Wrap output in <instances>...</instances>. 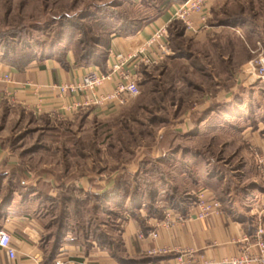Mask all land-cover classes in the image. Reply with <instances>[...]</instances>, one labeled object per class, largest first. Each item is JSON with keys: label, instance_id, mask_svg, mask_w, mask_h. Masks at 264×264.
Wrapping results in <instances>:
<instances>
[{"label": "rangeland", "instance_id": "374dc122", "mask_svg": "<svg viewBox=\"0 0 264 264\" xmlns=\"http://www.w3.org/2000/svg\"><path fill=\"white\" fill-rule=\"evenodd\" d=\"M184 1L0 0V61L39 63L56 46L72 55L90 50L112 28L138 29ZM206 24L186 33L172 20L171 54L142 66L139 95L107 115L47 117L0 103V147L20 154L29 176L47 173L63 184L92 176L119 190L122 207L96 210L94 221L111 232L117 257L126 218L180 216L199 195L233 210L256 194L264 82L249 83L242 67L264 54V0L218 4ZM63 194L83 196L71 185Z\"/></svg>", "mask_w": 264, "mask_h": 264}, {"label": "crops", "instance_id": "0c3cea01", "mask_svg": "<svg viewBox=\"0 0 264 264\" xmlns=\"http://www.w3.org/2000/svg\"><path fill=\"white\" fill-rule=\"evenodd\" d=\"M228 1L210 0L208 17L214 7ZM175 8L177 6L167 8L135 31L111 35L107 52H129L141 48L156 27L167 26L169 32L170 22L175 19ZM189 20L190 27L182 22L186 33L209 28H203L199 12H191ZM65 60L66 64H61L53 59H45L22 69L0 61V103L4 101L35 115L71 116L75 112L64 107L74 102L83 103L92 94H62L58 86L79 80L89 66L106 72L109 64L104 59L102 67L94 64L75 65L70 52L65 55ZM5 73H10L9 80H4ZM114 86L113 82H106L95 94L110 92ZM81 109L104 116L118 108L89 104L82 105L77 111ZM255 145L264 159V134L259 136ZM18 155L20 159L21 155L16 151L0 147V227L8 232L17 251L16 258L10 260L0 250V264H42L44 254L52 249L56 252L54 264H131L127 260L143 257L162 259L156 263L142 264H174L180 255H184L192 264H216L239 255L246 247L243 238L252 236L258 226L264 231V171L256 166L255 172L260 179V182L254 180L258 183L256 194L242 205L231 208L233 210L221 207L197 217V205H189L184 214L166 216L167 220L143 218L145 223L142 221L141 224L137 219L126 218L118 234L123 249L118 260L107 246L96 243L93 237L94 221L99 215L96 217L95 210L91 216L88 213L95 204L87 194H102L111 187L110 184H100L92 176H81L72 184L70 181L65 184L56 182L54 175L47 173H39L32 178L30 171L18 161ZM69 185L83 195L74 204L80 211L69 207L72 202L68 201L65 204L68 210L66 221L57 226L58 207L54 206L59 204L57 196ZM52 210L55 213H51ZM98 212L104 215L101 209ZM100 231L108 237L112 235L105 228ZM58 234L62 237L59 243L56 241Z\"/></svg>", "mask_w": 264, "mask_h": 264}, {"label": "built area", "instance_id": "2783aa9c", "mask_svg": "<svg viewBox=\"0 0 264 264\" xmlns=\"http://www.w3.org/2000/svg\"><path fill=\"white\" fill-rule=\"evenodd\" d=\"M210 0H185L175 8L173 18L181 19L184 24L190 27L189 14L199 12L203 28H206ZM171 54L169 46L167 26L153 28L152 34L146 40L144 46L135 51L121 52L109 50L106 55L108 69L100 71L97 67L89 66L79 80L71 81L58 86L60 92L92 94L89 100L83 103L74 102L64 107L65 110L77 112L82 105L105 106L109 109H116L127 104L131 99L140 93L138 79L140 68L155 65ZM242 73L247 81L253 84L260 80L264 82V54L249 61L242 67ZM4 80L10 79V73L3 75ZM106 82H113L114 89L110 92L99 93V90ZM96 93V94H95ZM96 96H95V95ZM258 165L264 170V159L258 157ZM261 166V167H260ZM196 216L202 217L213 210H219L220 203L214 199L204 200L202 195L198 196ZM167 220V218H165ZM152 235L155 236V233ZM246 247L243 251L230 258L223 259L216 264H264V231L258 226L252 236L243 238ZM0 250L8 259L16 258L17 251L11 242L10 235L0 227ZM174 264H192L184 255L178 256Z\"/></svg>", "mask_w": 264, "mask_h": 264}, {"label": "trees", "instance_id": "16d2710c", "mask_svg": "<svg viewBox=\"0 0 264 264\" xmlns=\"http://www.w3.org/2000/svg\"><path fill=\"white\" fill-rule=\"evenodd\" d=\"M117 28H118V26L115 27V28H112V30L107 31L106 34L108 35V37L105 38V40L103 39L104 38L103 36H100L99 38H97V40H96V42L94 44L95 45L94 48H92L90 50L89 49H85V48H81V49H79L77 51L74 50L73 51L74 54L72 55L73 59H74V64L75 65H88V64L90 65V64H94L96 66L102 67L104 59L106 58L105 56L107 54L108 41H109L110 36L113 35V34H115V35H117V34H126L128 32H132V31L136 30V29H133V30L129 29L125 33H120L121 31H125V29L121 30L119 28V30H117ZM103 40L105 41V43H104L105 51L104 52H100L99 49H100V46L102 45ZM169 44H170V42H169ZM56 47H58V48H56ZM56 47L52 48V51L49 52L48 57L46 59H53L55 61H58L61 64H66L65 55L69 51L62 50V48H59V46H56ZM44 60L45 59H41L40 62H42ZM25 62L26 61L22 62L23 63L22 64L21 61H18L13 66L18 68V69H22L23 67H26V66L29 65V63H25ZM9 65H11V64H9ZM67 189L68 188L64 189L57 196V198H59V201H58L59 204L54 206V207H58V211H59L58 219L56 220L57 226L58 225L59 226L63 225L62 224L63 221H64V223L66 221V216H67L68 210H67V206L65 204L68 203V201L72 202L69 207H72L74 211H77V212L80 211L79 209H77V206L74 205L75 203L77 204L78 198L74 199V198H72L71 195L63 194L65 191H67ZM116 190H117L116 195L114 193L115 192V188L112 189L111 187L109 189H107L106 191H104L102 194H97V193L93 194V195L92 194H87L89 196V198H91V200L94 201L95 207H92V209L95 210V212H96V210L101 209V211L104 214L105 213L109 214L110 212H108V211H110V210L108 208V205H110L111 203L116 204L118 207H122V205L117 204V203H120L118 201H119V199H121V197H119V195H117V193H119V190L118 189H116ZM48 199L53 200L52 197H48ZM116 199H118V200H116ZM61 234H58L57 237H56V241L58 243L62 240ZM93 237L95 238V241H96V243L99 246H103V245L107 246V248L111 251V254L113 256H115L116 259L119 260V258L115 254V250L119 251V249L117 248L116 242L113 240V238L111 236L108 237L107 234L102 233L100 231L99 227H98V228H95ZM120 250H121V253L123 254L122 247L120 248ZM55 255H56V252H55L54 249H52L50 252L44 254V258H43L42 264H54L55 263V261H54ZM160 259H162V258H158V257L145 258V257H143V258H139L138 260H127V261H128V263H131V264H134L136 262L142 264V263H146V262L156 263L157 261H160Z\"/></svg>", "mask_w": 264, "mask_h": 264}]
</instances>
